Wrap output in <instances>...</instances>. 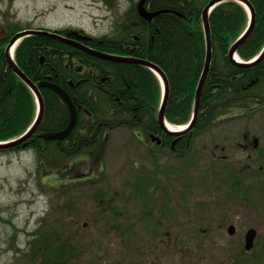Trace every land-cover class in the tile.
Listing matches in <instances>:
<instances>
[{"label": "trees", "instance_id": "16d2710c", "mask_svg": "<svg viewBox=\"0 0 264 264\" xmlns=\"http://www.w3.org/2000/svg\"><path fill=\"white\" fill-rule=\"evenodd\" d=\"M105 1L110 4L112 0ZM249 1L256 18L250 35L237 50L244 61L259 56L264 49V0ZM209 2L148 0L146 7L151 11H173L161 13L151 22L138 14L137 3H133L118 17L114 34L101 37L88 35L91 39H85L84 44L104 53L142 58L159 66L166 74L170 88L166 120L178 126L189 124L207 56L202 13ZM209 22L212 62L202 91L197 121L190 130L169 136L171 141L179 139L176 158L181 161L172 172L187 180L189 192L198 183L191 178L195 164L190 156L197 140L227 120L226 115L233 110L249 109L253 105L264 108V58L251 65H238L229 58L230 48L249 25L248 11L236 1H226L211 11ZM8 27L11 28L8 36L0 31V142L23 136L37 117L35 95L9 67L5 58L9 38L30 27L18 23L8 24ZM135 36L140 38L139 42L134 40ZM15 60L35 84L50 79L64 88L76 106L78 121L71 134L63 140L42 138V133L65 129L70 120V111L58 93L50 88H41L44 113L36 132L22 143L0 148V154L32 150L36 161L35 173L47 195L56 201L50 211L53 212L54 221L42 219L40 227L29 234L32 237L29 249H18L16 262L11 264H72L81 238L75 225L84 217L82 208L75 201V192L78 190L99 205H106V192L100 177V166L109 144L104 140V130L108 127L113 130L157 128L161 85L156 75L145 66L103 59L48 36L31 35L24 38L16 49ZM79 64L84 66L83 73L80 72L82 75L76 71ZM99 125V135L95 136ZM150 157L155 166L153 174L141 170L140 175L137 174L139 179L132 185L134 195L145 200L146 207L150 209L141 212L151 219L152 209L148 205L155 207L156 192L166 193L158 178L167 170L164 171L163 165L157 161L158 155L151 154ZM86 163L94 168H90L81 178L78 172L87 169ZM172 172L168 170L165 177L170 180ZM236 185L241 186L238 177L231 188ZM262 190L264 192V183ZM253 191L245 190L242 194L255 206L256 202L250 199ZM187 198L184 194L182 201ZM203 207L204 204L199 205V208ZM152 222L156 229L158 222ZM69 223L74 224L70 230ZM53 224L62 225L61 232H56ZM131 225L134 226L133 223ZM117 226L112 225L108 229ZM244 253L245 250L242 251Z\"/></svg>", "mask_w": 264, "mask_h": 264}, {"label": "rangeland", "instance_id": "374dc122", "mask_svg": "<svg viewBox=\"0 0 264 264\" xmlns=\"http://www.w3.org/2000/svg\"><path fill=\"white\" fill-rule=\"evenodd\" d=\"M138 1L0 0V31L18 23L33 29L73 27L101 37L114 34L118 17ZM35 101L38 109L36 97ZM253 108L236 109L230 117L233 110L226 115L231 119L197 140L191 154L195 164L191 178L198 183L190 192L187 180L177 172L170 180L165 177L181 161L161 163L167 171L158 179L166 193L156 192L155 207L148 205L151 219L141 212L150 209L134 195L132 183L141 170L153 174L152 158L143 147L139 149L129 129L113 131L100 166L105 207L75 192L84 217L75 225L81 238L72 264H264V108L255 112ZM256 138L259 147L252 145ZM92 167L86 163L87 169L78 173L85 175ZM35 168L33 151L0 154V264L15 263L17 250L29 249V234L42 219L54 221L50 211L56 201L47 195ZM236 177L244 188H231ZM245 190H254L250 199L255 206L243 196ZM184 194L186 201H182ZM200 204L204 207L199 208ZM231 224L237 228L234 235L228 233ZM53 225L61 232L62 225ZM68 225L70 230L74 224ZM112 225L118 228L109 230ZM250 228L258 231L255 246L242 254Z\"/></svg>", "mask_w": 264, "mask_h": 264}, {"label": "water", "instance_id": "95a60500", "mask_svg": "<svg viewBox=\"0 0 264 264\" xmlns=\"http://www.w3.org/2000/svg\"><path fill=\"white\" fill-rule=\"evenodd\" d=\"M226 1H231V0H210V2L206 5V7L203 10L202 19H203V25H204L205 35H206V42H207L206 62H205L203 74H202V77L200 79V82H199V85L197 88V92H196V100H195V107H194L192 122H190L188 124L189 126L187 125L188 127L182 131H178L179 130L178 128H174L175 129L174 131H172L168 128L169 123L165 119V112H166V107H167L168 99H169V91H170L169 82H168V78H167L166 74L156 64H154L148 60L141 59V58L136 59V58L118 57V56L110 55V54L95 50L91 47H88L87 45L82 44L79 41L81 39V37H78L79 40H78V42H76L75 40H73L69 37H63L58 32H53V31H50L48 29H40V30L29 29V30H25L22 32H18L15 36H13V38L10 40L8 46L6 47L5 56H6V60L8 62L9 67L31 88V90L35 94V97H36L37 103H38V115H37V118H36L32 128L24 136H22L16 140H12L10 142L0 143V148L1 147L14 146V145H17L19 143H22L25 140H27L28 138H30L36 132V130H37V128H38V126L42 120L43 113H44V100H43V96H42V93L40 90L41 88L47 87V88L54 90L56 93H58L61 96V98L66 102V104L68 105V108L70 110V121H69L67 127L65 129H63L61 131H57V132L42 133L40 135L42 138H44L45 140H63L70 135V133L72 132V130L76 126V123L78 120V113L76 110V106L73 103L71 97L69 96V94L67 93V91L65 89H63L58 84H55V83L50 82V81H45V80L40 81L38 84H35L30 79H28V77L22 72V70L19 68V66L14 62V59L12 58V49L14 48L15 44L18 41H20L24 37L30 36V35L48 36V37H51L53 39L64 42L66 44L77 47L80 50H83L85 52H88L92 55L98 56V57L103 58V59H109V60H113V61H120V62H127V63H134V64H141V65L151 69L154 73L158 72L161 75L160 81H161V84L163 87L162 102H161V106H160L158 116H157L158 124L160 125V127L162 129H164L168 133H174L176 135H179V134H181L187 130H190L194 126V124L196 123L197 118H198V114L200 111V101H201L202 91H203L207 76L209 74L210 66H211V62H212V46H213V44H212V37H211L209 15H210L212 9H214L217 5H219L223 2H226ZM233 1L239 2L240 4L245 6L246 9L249 11L250 25H249V29L247 30V32L241 38H239L230 48L229 58H230V60H232L233 62H235L238 65H250V64L256 63V62H258L264 58V50H263L262 54L259 56V58H257L256 60H254L252 62H243L241 59H239V60L236 59V57L238 56L236 54V51L238 50L241 43L251 33V31L255 25V18H256L255 17L256 16L255 10H254V8H253V6L249 0H233ZM146 3H147V0H139V2L137 3V11H138V14L144 20H146L148 22H151L153 20V18H155L157 15H159L161 13L173 12L172 10H168V9L151 11V10H148V8L146 7ZM175 143H176V141L174 142V144ZM82 176L83 175H81L80 177H82ZM86 225L87 224L85 223V226ZM236 231H237L236 226L234 224H231L228 228L229 235H234L236 233ZM257 235H258V231L255 228H250L246 231L244 247H243L246 252L251 251L254 248Z\"/></svg>", "mask_w": 264, "mask_h": 264}, {"label": "flooded vegetation", "instance_id": "af4514ba", "mask_svg": "<svg viewBox=\"0 0 264 264\" xmlns=\"http://www.w3.org/2000/svg\"><path fill=\"white\" fill-rule=\"evenodd\" d=\"M138 3V2H137ZM9 31H11V28L10 27H2L1 29V32L3 34H7L9 33ZM53 31H56L58 32L59 34H61L63 37H69L73 40H75L76 42H78V37H81V39L79 40L82 44H84V42H86L85 39H91L90 36L88 35H91L87 32H85L83 29H77V28H73V27H64V28H58V29H54ZM74 32V33H73ZM73 33V34H72ZM9 34H7L8 36ZM15 34H13L14 36ZM12 36V37H13ZM11 37V38H12ZM11 38H9V42L11 40ZM56 40V39H55ZM134 40L139 42L140 41V38L138 36H135L134 37ZM59 41V40H57ZM9 42H7V45L9 44ZM61 42V41H59ZM65 45H68V46H71V47H74L72 45H69V44H66L64 42H61ZM6 45V46H7ZM86 45V44H84ZM74 48H77V47H74ZM79 49V48H78ZM6 58V56H5ZM129 58H132V57H129ZM136 59H139V58H136ZM142 59V58H141ZM7 61V60H6ZM44 61V57H42V62ZM120 62V61H119ZM123 63H126V62H123ZM130 64H134V63H130ZM80 65V64H79ZM141 65V64H139ZM78 66V65H77ZM82 66V65H81ZM143 66V65H142ZM84 70V66H83V69L81 71H79L77 68H76V71H78L77 74L79 75H82L80 74V72H82ZM75 71V72H76ZM83 73V72H82ZM45 81H50V82H53L51 81L50 79H46ZM54 83V82H53ZM56 84V83H55ZM71 84L73 85V82H71ZM68 93V92H67ZM70 96V95H69ZM259 108H261L260 106H257V105H254V108H253V112H255L254 110L258 111L260 110ZM77 110V109H76ZM78 113V111H77ZM78 121V120H77ZM158 124V122H157ZM77 125V123H76ZM75 128V127H74ZM100 128H101V125H99V128L97 130V132L95 133V136H98L99 135V132H100ZM128 129V128H126ZM117 129L114 128V130L112 129V127H108L104 130V140L106 142L110 141V137H111V133L113 131H115ZM132 134H133V141L137 143V146L140 148H144L146 150V152L151 155V154H155V155H158V162L161 164V163H165V162H168V163H171L172 160H175L177 159L176 158V154H177V147H176V144L178 142L179 139H175L176 143L174 144V140L171 141L169 136L170 135H175L173 133H168L167 131H165L164 129H162L160 127V125L158 124L157 125V128H152L150 130H146L145 128L143 127H136V128H131L129 129ZM73 131V130H72ZM98 133V134H97ZM71 134V133H70ZM204 136V135H203ZM259 141L260 139L259 138H256L253 142H252V145L253 147H259ZM174 144V145H173ZM187 146H189V144H187ZM195 146V145H193ZM193 151V149H192ZM192 154V152H191ZM190 154V156H192ZM161 158V160H160ZM216 159V158H215ZM162 161V162H161ZM175 169V167H171L170 169H168L169 171L172 172V170ZM174 172H172V176Z\"/></svg>", "mask_w": 264, "mask_h": 264}, {"label": "bare ground", "instance_id": "6f19581e", "mask_svg": "<svg viewBox=\"0 0 264 264\" xmlns=\"http://www.w3.org/2000/svg\"><path fill=\"white\" fill-rule=\"evenodd\" d=\"M236 59L239 60V57L237 56ZM156 73H157V75L161 78V75H160L158 72H156ZM176 127H177V128H180V130H182V129L185 128V125L176 126V125L168 124V128H169L170 130H175L174 128H176Z\"/></svg>", "mask_w": 264, "mask_h": 264}]
</instances>
